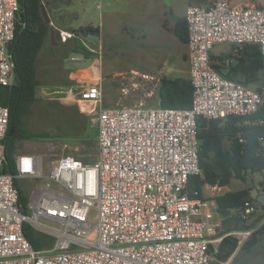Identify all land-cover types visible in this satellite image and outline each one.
Wrapping results in <instances>:
<instances>
[{"label":"built area","instance_id":"built-area-1","mask_svg":"<svg viewBox=\"0 0 264 264\" xmlns=\"http://www.w3.org/2000/svg\"><path fill=\"white\" fill-rule=\"evenodd\" d=\"M18 9V0H0V90L14 82L8 48ZM185 20L192 108L101 109L95 164L71 156L55 160L47 179L64 193L29 203L26 213L15 180L43 178V166L37 156L16 157V175L0 173V264H212L225 238L237 239L240 249L264 226L259 208L246 202L231 213L248 228L224 233L214 194L222 188L206 186L204 198L190 191L191 181L202 176L198 121L251 117L264 108V87L252 89L222 76L212 60L218 44L257 45L264 57V8L213 0L188 7ZM56 31L61 43L75 38L73 32ZM222 64L230 67L235 60ZM57 93L84 102L100 103L103 97L99 85ZM9 119V108L0 105V143ZM260 143L264 155V137ZM3 160L0 145V168ZM258 175L264 190V168ZM25 225L53 238V245L34 249Z\"/></svg>","mask_w":264,"mask_h":264},{"label":"rangeland","instance_id":"rangeland-1","mask_svg":"<svg viewBox=\"0 0 264 264\" xmlns=\"http://www.w3.org/2000/svg\"><path fill=\"white\" fill-rule=\"evenodd\" d=\"M44 7L55 30L72 32L92 26L100 30V35L81 41L95 52L97 58L94 60L85 61L72 51L75 38L63 44L55 36L54 40H48L40 53L37 63L38 101L29 108L23 122L30 132L43 133L49 138L19 142L14 152L16 157L34 155L42 162L43 178L19 180L31 204L42 197L64 193L60 186L47 179L55 160L71 156L92 166L98 159L97 145L94 144L97 112L82 115L79 112L81 107L78 109L82 103L57 93L65 87L63 82L70 70L79 69L80 74L89 75L92 68L89 66L95 65L98 59L105 77L101 85L104 107L113 104L116 108H159V77H183L176 74V69L184 66L177 58L179 40L168 32L164 33L161 27V10L169 7L167 0H44ZM230 47L215 45L212 56L218 57L226 50L234 57L236 52ZM73 59L80 62H73ZM213 62L217 63V59ZM250 87H264V76ZM119 99V104L115 105L114 101ZM91 144L95 148H91ZM261 180L260 175L248 173L246 182L233 180L228 187L214 194L220 196L259 188ZM211 194L209 189L205 190L206 196ZM258 215L263 216L264 209L259 208Z\"/></svg>","mask_w":264,"mask_h":264},{"label":"trees","instance_id":"trees-1","mask_svg":"<svg viewBox=\"0 0 264 264\" xmlns=\"http://www.w3.org/2000/svg\"><path fill=\"white\" fill-rule=\"evenodd\" d=\"M18 5L15 37L8 48L14 66V82L0 90V105L10 110L7 133L0 143L4 148V160L0 173L9 175H16L14 152L17 143L49 138L43 133L30 132L24 125L23 117L38 101V58L51 35L55 33L44 7V0H18ZM72 32L75 34L72 51L81 55L85 61L97 58L95 52H92L81 41L89 36H99L100 30L88 26ZM174 34L181 43H188V27L185 19L177 21ZM233 50L236 51L234 57L223 54L218 57L212 56V60L217 59L213 68L220 73L222 62L227 58H234L236 64L228 68L225 77L246 85L258 82L261 76H264V57L259 46L245 45L233 48ZM193 93L190 78L162 77L157 90L159 108L190 110ZM262 120H264V108L251 117H230L227 120L210 122L203 119L198 121L199 161L202 176L191 181L190 191L192 193L196 191L199 197L204 198L206 186L226 188L233 180L246 182L248 173L256 175L264 168V155L260 153L263 150L260 138L264 137V125L260 124ZM86 142H91V140H86ZM94 144L97 145V139ZM94 144H91V148H95ZM15 185L19 191L23 211L26 213L29 199L21 189L19 180H15ZM259 186L263 188L261 183ZM251 190L227 192L216 198L218 211L224 219V233L248 228L240 218L231 213V210L241 208L246 202H252L260 209H264L251 198ZM260 219L261 217L255 223ZM24 235L34 249L50 248L53 245V238L36 232L29 225H25Z\"/></svg>","mask_w":264,"mask_h":264},{"label":"crops","instance_id":"crops-1","mask_svg":"<svg viewBox=\"0 0 264 264\" xmlns=\"http://www.w3.org/2000/svg\"><path fill=\"white\" fill-rule=\"evenodd\" d=\"M212 2L213 0H179V2L177 0H174V1L168 0L169 7L165 9L162 8L161 10V16H162V26L161 27L163 31H165L164 33L168 32L169 34L173 35L175 39H177L174 34V29L179 19H185L187 8L190 6H202V7L209 6ZM233 3H243L249 6L264 8V0H233ZM56 32L57 31L55 30V33H53L49 39L54 40L55 39L54 37L57 36V39L59 40L58 32L57 33ZM233 48L234 47H230L229 49L231 50ZM234 52L236 51L234 50ZM219 54L220 55L223 54L224 56H226V55H231L232 52L228 53L225 50ZM177 56H178L177 58L179 59V61L181 60V63L184 66L177 68L176 74L183 76L182 78H188V76H190V66H189V60H188L187 44H183L178 41ZM232 60H235V59L232 58ZM235 64H236V60H235ZM89 67H92L89 75H86V73H83V74L81 73L82 74L81 75L79 69L70 70L68 72L67 80L63 82L65 87L59 90H63V89L65 91L72 90L73 93H77L80 90V87L82 86L87 87V86H98L99 85L101 87L102 83L105 81L104 80L105 77L102 74L98 59H96L95 65L89 66ZM228 68L229 67L223 65L220 69V74L225 77L228 73ZM162 77H165V76H162ZM162 77H159V79ZM69 97L74 99L73 96L69 95ZM74 101L83 104V105L78 106V109L79 107H81L79 112L82 115H89L91 112H99L101 109L116 108V107H113V104L111 106L104 107L102 101L100 103L95 102V101H85L84 102L78 99L77 100L74 99ZM119 102H120V99L117 101H114L115 105H118Z\"/></svg>","mask_w":264,"mask_h":264},{"label":"water","instance_id":"water-1","mask_svg":"<svg viewBox=\"0 0 264 264\" xmlns=\"http://www.w3.org/2000/svg\"><path fill=\"white\" fill-rule=\"evenodd\" d=\"M168 2V0H167ZM251 198L256 200L262 207H264V190L261 188H254L251 190ZM260 241L255 244L249 252L237 264H264V254H258L259 250L264 249V235H258ZM224 243L231 245L228 254L223 258L216 256V260L212 264H220L230 261V257L234 256L238 249V241L233 237H228L223 240ZM214 252V249H211Z\"/></svg>","mask_w":264,"mask_h":264},{"label":"flooded vegetation","instance_id":"flooded-vegetation-1","mask_svg":"<svg viewBox=\"0 0 264 264\" xmlns=\"http://www.w3.org/2000/svg\"><path fill=\"white\" fill-rule=\"evenodd\" d=\"M264 235V226H262L249 240V242L247 243V245H245L243 248H240L239 251H237V253L230 257V262L231 264H237L241 259H243L245 257V255L249 252V250L255 245L257 244L260 239L258 238V235ZM231 249V245L226 244L224 242H222L218 249V256L220 258H223L224 256H226L229 252V250ZM258 254H264V249L263 250H259Z\"/></svg>","mask_w":264,"mask_h":264},{"label":"bare ground","instance_id":"bare-ground-1","mask_svg":"<svg viewBox=\"0 0 264 264\" xmlns=\"http://www.w3.org/2000/svg\"><path fill=\"white\" fill-rule=\"evenodd\" d=\"M88 176H89L90 179H94V178H95V176H94V174H93L92 172H90V173L88 174Z\"/></svg>","mask_w":264,"mask_h":264}]
</instances>
